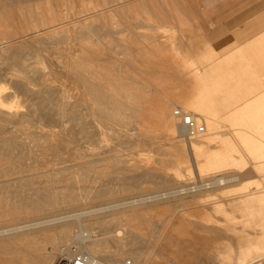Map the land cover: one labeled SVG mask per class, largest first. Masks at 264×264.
<instances>
[{"label": "bare ground", "instance_id": "bare-ground-1", "mask_svg": "<svg viewBox=\"0 0 264 264\" xmlns=\"http://www.w3.org/2000/svg\"><path fill=\"white\" fill-rule=\"evenodd\" d=\"M61 6L65 9L58 8ZM130 6L131 0H0V214L15 216L14 221L27 218L0 226V264H52L61 244H70L101 264H137L136 256L132 261L124 257L131 255L140 224H149L152 218H141V214L137 220L141 223L132 225L131 220L139 216L135 201L129 196L117 197L119 187L113 188L124 183L131 187L140 181L170 189L177 184L175 202L190 204L198 198L204 203L227 196L225 189L231 183L238 182L233 188L255 174L264 176V171L256 172L264 169V90L253 89L252 80H243L240 73L234 79L231 70L220 66L222 61L210 67L215 71L221 67L216 75L202 68L203 72L177 74L194 78L193 94L176 108L191 115L199 127L197 134L184 137L176 130L179 117L170 101H158L150 126L131 122L141 111L131 105V76L102 73L118 69V59L131 62L135 56L131 37L122 33L127 30L131 35V15L118 14ZM155 39L152 35L141 44L160 50L162 43ZM166 68H170L167 63ZM257 84L264 85V77ZM248 93L258 95H235ZM235 99L244 102L232 106ZM222 120L231 127L229 136L221 130ZM161 133L181 153L164 160L167 164L134 158L131 149L124 153L131 145L160 148L156 135ZM192 163L198 181L181 183L192 174ZM224 168L232 173L220 174ZM109 184L117 186L110 188ZM210 187L213 190H205ZM192 189L197 193L191 194ZM234 195L230 205H202L215 216H209L210 223L189 225L221 238L235 230L215 219V213L227 216V206H244L243 211L252 216L264 213V184ZM137 206L140 208L138 202ZM163 225L170 228L165 221ZM260 226L264 228V224ZM32 236L34 242L28 239ZM260 246L251 248L264 251V245ZM244 252L237 264H256L264 258V252L249 258L251 252Z\"/></svg>", "mask_w": 264, "mask_h": 264}, {"label": "rangeland", "instance_id": "rangeland-1", "mask_svg": "<svg viewBox=\"0 0 264 264\" xmlns=\"http://www.w3.org/2000/svg\"><path fill=\"white\" fill-rule=\"evenodd\" d=\"M77 4L79 3L76 2V6ZM63 7L61 6L58 8L65 9V7L64 8ZM197 7H198V3L195 0H177V1L176 0H131L130 7L125 8L123 11L118 12V14L129 13L131 15V18L128 19L129 22L131 23V35L127 30H123L122 33L127 38L131 37V54L133 55L135 54V56L138 55L137 56L138 58L137 60H133L135 56L134 58L132 56L131 62L122 61L121 59H118L119 63L116 62L117 66L119 67L118 69L102 71V73L103 74L105 73L109 76L112 75L116 76V75H122L124 73L126 74L128 73V75L131 76V105L140 107L141 109L140 116L138 118L131 117V122H137L142 125L150 126L153 123V117H151V113L155 111V107L158 101L160 100L170 101L171 107L174 110L176 106L179 105V101H183L188 96H190V94H193L192 91L194 90L193 87L194 78L191 77L182 78L180 76H177V74L184 73L185 71L186 72L189 71L187 72L188 74L197 71L198 72L207 71L209 66L206 67V64L208 62L200 58V55L203 52L209 51L210 49H217L219 52L216 53L215 55L214 63L218 61L220 58H222L225 53L228 52L230 53L232 50L234 52L229 56L239 57V55H242V53H240L239 50L241 49L247 50L253 47L254 46L253 43L255 41H258L261 35L264 34V31H261L257 35H254L256 33L254 32L252 33V35L243 36V37L238 36L235 39L234 43L228 45L227 47L217 46L215 45V43L218 42L219 35L216 34V36L214 37L209 36L210 32H213L212 29L208 30L207 27L209 25L205 24V28H202L200 23L197 22L196 16L193 15V9H196ZM215 10H213L212 13L210 14L207 12L205 13L204 15L206 20L205 22H207V20H210L214 23L216 21L215 17H220L221 18L220 23L222 25L223 23L222 16H223L224 8L223 6H221L217 11ZM227 10L229 11L230 8H227ZM249 16L252 17V15ZM177 17L186 18L183 19L184 28H182L181 31L177 28V24H176ZM253 18H256L255 15H253ZM155 26H161V28L155 29ZM152 35L156 36L155 40L158 41V44L162 43V45H158V48L159 46H161L160 50L159 49L157 50V46L155 49V46L153 45L144 44V43L141 44L142 42H145V40L150 38ZM252 36L253 38L249 40V38H251ZM230 60L231 57H229L226 60V62L222 61L220 66L226 67V69L228 67L229 69L230 65H232ZM166 63L170 66V68H166ZM175 65L177 67L179 66V68L178 69L176 68V70L174 68H171L172 66ZM221 67L220 69H218V71H215L214 69L213 71L211 69L210 73L213 75L220 73ZM200 68H202L203 71ZM262 75H264V71H262ZM242 79L246 80V78L244 77H242ZM197 87L195 86V88ZM240 88L243 89V87ZM252 88L258 90H264V85L257 84L255 86H252ZM235 95L249 97L253 95H258V93L235 94ZM243 102H244L243 99H238V100L235 99L231 101L232 106L241 105ZM177 121L176 122L178 124H176V130L183 132L184 137H186L187 133L179 125V120ZM221 122H222L221 130H223L229 136L230 133H228V131L231 127L227 123V120H222ZM156 136L159 138L158 139L159 143L162 146V147L160 146V148L158 149H154L151 145L149 146V144L147 146L145 145L141 147L131 145V148L128 146L127 148L125 145H123L121 148L123 149L126 147L125 149H123L124 153H126L125 150H128L127 152H129V150L131 149L130 150L131 156L134 158L141 160H150V161H153L154 159H159L163 161L164 165L167 164L164 162V160L166 161L169 160L170 158L178 157L179 154H181L180 152L174 151L175 149L169 144L170 141H168V138L165 134L161 133V134H157ZM106 137H105L106 141L110 142L108 141L110 136L109 137L106 136ZM185 146L187 148L186 150L189 159H191L192 162V155L189 149L188 141L185 142ZM166 171L170 172L171 168L167 169ZM231 171H232L231 169L224 168L223 171L220 172V174L229 175L232 173ZM262 171H264V169L261 170L257 169L256 172L258 173ZM132 174L135 175V171H131V176ZM185 177H186L185 180L181 181V183L183 182L187 183L189 181L191 182L192 180L198 181V174L193 163H192V174H190L189 177L188 175H186ZM245 182L242 183V186L238 185L233 188L231 187L237 185L238 182L229 184L230 187L228 189H225L229 191L227 192L228 194L227 193L225 194L227 196L224 197L223 195H221L223 196V198H216V201L214 200V201H207L204 203H200L203 199L197 198L193 200L190 204L178 203L173 200L174 199L173 196H175L174 194H178L174 192L177 190L176 187L179 186V185L177 186V184L173 185L172 189L167 187L163 188L155 184L153 181H148V182L140 181L138 184L134 186L131 184V187L133 189L126 183L120 186L109 184L108 186L110 188L113 186L114 187L117 186V188H113V189H118L119 187V190L116 191L118 194L117 197L127 196L128 198L129 196V198L131 197L132 203H134L135 201L136 203V206L134 204L135 208L139 209L140 211L141 209H144L141 212L136 209V213H138L139 216L137 217V219H134L136 221L131 220L132 225L133 223H137V222L141 223L140 221H137L138 218L141 216V214H142L141 218L142 217L143 218L147 217V219L152 218L151 220H149V224H145L146 222L144 223V221L143 224L142 223L140 224L139 233H136L134 235L135 237L133 236L135 244L133 245L131 244V246H133L131 247V255L127 254V256L125 255L124 258L128 261L129 259L131 260L133 257L136 256L134 258V261L137 264H140L141 261H144L145 264H226V263L233 264L234 262L236 263V259H238V257H240L243 253H245L244 251L247 252V250L251 252L249 253L248 258L254 257L256 255H261V253L264 251L259 249L255 250V248L253 249L251 248V246L255 247L258 245L259 248H262V246L260 245H264V243H262L264 242V232H262L264 231V228L260 226L264 224V213H261V217L260 214L257 212H256L257 214L255 213L256 215L253 214L252 216V215H247L244 212L246 208L244 206L243 207L241 206L240 208L236 206H235L236 208L233 206H227V208L229 209L228 213L226 214L227 216L222 215L220 213H215L214 214L216 215L215 219L220 220V221L217 220L218 224L220 225L223 224V226L232 225L235 230L233 232H229L227 234L228 236L226 235L221 238H215V237L213 238V235L210 236L208 232L205 233L204 231H201L200 233L199 230L198 231L193 230V228L189 225V222H197L202 224L210 223L209 221L207 222L209 216H211L212 218H214L215 216H212L213 214L211 215L210 211L205 210V208L202 207V205L208 204L212 206L213 202L214 204L224 203L226 205L230 201V199L236 196L234 194L240 193L242 191H246V190L248 191L250 189L258 188L261 186V184H264V176L262 175L257 176L255 174L253 178ZM115 183L119 184L118 182ZM121 186L123 187L121 188ZM191 186L193 185H190L189 187ZM122 189L125 190L123 191ZM130 189L132 190L130 191ZM234 189H236L235 192ZM194 190L195 189L191 190V194L197 193V191ZM205 190L209 191V190H213V188L210 187ZM118 191H120V193ZM202 191H203L202 193H204V190ZM215 192L219 193V191H215ZM132 194H133V198H132ZM137 202L138 205H140V208H138ZM228 204L230 205L232 203L229 202ZM253 204H254L253 207H255L256 210L258 207L257 203L253 202L252 205ZM245 215L247 216L246 218ZM34 216L36 218L37 214H34ZM14 217L12 216L10 218V216L8 215L3 216L0 214V226L3 227L7 225L6 223L8 224L9 222L17 223L27 219L25 217L24 219L23 217H16L14 221ZM242 217L243 219H241ZM9 218L11 220H9ZM7 219L9 221H7ZM226 219L227 221L225 223L224 220ZM142 220L144 219H141V221ZM164 221L165 224L166 223L168 224V227L170 225V228L167 229L162 228L164 226L163 225ZM141 225L143 226V228L141 227ZM178 225L179 226L181 225L182 228H180ZM137 226L138 224H136V227ZM173 226H177V228L175 229ZM255 228L258 229L259 231L257 230L255 231ZM182 229H185V231L183 230V232H181ZM28 239L31 242L35 241V237L33 236ZM228 239L229 241H227ZM126 246L127 245H124L123 247V250L125 251H127ZM235 247H236V254H235ZM135 249L136 250L138 249L139 251L137 250L138 251L137 252ZM225 258L228 260H226ZM262 260H264V258L260 257V259H257L256 264H260ZM254 262L255 261H253L252 263L250 262L248 264H253Z\"/></svg>", "mask_w": 264, "mask_h": 264}, {"label": "crops", "instance_id": "crops-1", "mask_svg": "<svg viewBox=\"0 0 264 264\" xmlns=\"http://www.w3.org/2000/svg\"><path fill=\"white\" fill-rule=\"evenodd\" d=\"M195 1L198 3V7L193 9V15L196 16V20L200 23L202 28H205V24L209 25L207 27L208 30L212 29L213 31L210 32L209 36L214 37L216 34L219 35V40L215 43L217 46L227 47L228 45L233 44L238 36H248L252 35L254 32H256L254 35H257L261 31H264V0ZM221 6L224 8L222 25L220 23V17H215L216 21L214 23L210 20L205 22V13L207 12L210 14L215 9V11H217ZM227 8H230V10L228 11ZM249 15H252V17ZM253 15H255L256 18H253ZM183 19L186 18H176L177 28L180 31L184 28ZM253 36L249 38V40L252 39ZM253 45V47L247 50H239V52L242 53L239 57L229 56L234 52L232 50L230 53H225L223 57L215 63V55L219 52L217 49H210L209 51L203 52L200 55V58L208 62L206 67L209 66L208 73L211 74L210 67L214 64L216 65L219 61L226 62V60L231 57L230 61L232 65H230L229 70L234 73V79H236L237 74L240 73L241 78H246L245 81L252 80L251 86H255L257 84V80L260 77H264V75H262V71H264V34H262L259 40L255 41ZM260 264H264V260H262Z\"/></svg>", "mask_w": 264, "mask_h": 264}, {"label": "built area", "instance_id": "built-area-1", "mask_svg": "<svg viewBox=\"0 0 264 264\" xmlns=\"http://www.w3.org/2000/svg\"><path fill=\"white\" fill-rule=\"evenodd\" d=\"M175 114L179 117L180 126L188 136L198 133L199 127L190 114L175 109ZM52 264H101L97 259L91 258L85 253L78 252L70 244H61Z\"/></svg>", "mask_w": 264, "mask_h": 264}]
</instances>
